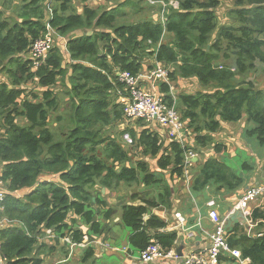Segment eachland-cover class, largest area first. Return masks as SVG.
<instances>
[{"label":"trees","instance_id":"trees-1","mask_svg":"<svg viewBox=\"0 0 264 264\" xmlns=\"http://www.w3.org/2000/svg\"><path fill=\"white\" fill-rule=\"evenodd\" d=\"M73 1L20 0L10 18L0 9V73L8 79L0 80V174L10 191L22 195L8 193L0 203V217L16 221L0 229V259L5 264H44L39 255L46 246L40 240L45 229L61 237L66 234L74 243L84 235L105 241L114 217L115 225L129 229L133 254L151 242L163 250L175 247L176 232L159 231L166 223L151 211L169 205L170 192L159 187L157 172L147 162L132 160L129 152L137 148L155 160L159 171L181 177L184 149L139 121L138 130L127 127L119 132L120 137H130L128 146L107 132L125 120L124 101L114 100L118 90L127 95L118 70L137 74L145 59L154 56L170 67L172 80L195 78L199 89L178 97L183 106L180 120L197 146L211 143L215 153L226 151V145L213 142V133L222 122L245 117L254 123L247 135L264 147V91L241 79L256 62L264 65V0H236L249 7L233 11L237 26L218 24L219 0H177V8L167 7L164 24L147 17L116 24L125 16L128 0L109 9L79 0L84 3L80 13ZM47 23L54 32L52 47L44 64L33 66L30 46L44 36ZM78 30L83 32L73 34ZM57 37L65 38L66 54ZM32 81L39 90L27 92L23 85ZM57 83L65 86L71 111L64 123L55 116L59 130L54 132L48 123L59 108L53 89ZM17 117L25 122L19 124ZM217 157L194 163L193 190L209 183L234 189L242 183L241 176ZM242 168L250 169L245 162ZM48 177L55 180H44ZM120 184L148 189L129 195L131 201L117 209L108 204L106 194ZM263 207L252 210L256 229H264ZM226 237L231 248L249 258L248 264H264V235L247 236L234 226ZM107 240L115 245V240ZM93 257L94 248L88 246L81 258Z\"/></svg>","mask_w":264,"mask_h":264},{"label":"crops","instance_id":"crops-1","mask_svg":"<svg viewBox=\"0 0 264 264\" xmlns=\"http://www.w3.org/2000/svg\"><path fill=\"white\" fill-rule=\"evenodd\" d=\"M161 1L163 3L158 2L156 4H151L147 0H144V5L146 4L144 7H147L149 9V14H146L144 16V18L147 17L148 19L158 20L160 18L159 14L162 13V10H163L162 4L166 5L164 7V9H165L164 13H165L167 7L170 6V2L173 0H161ZM94 3H95V0H92V1L88 0V5L93 7V8H94V6H93ZM96 3H102L104 5H107L106 0H96ZM83 4L84 3L80 2V5H78L76 7L77 9H75V11L77 13L81 12ZM245 5H247V3L238 4L236 2V0H219V4L217 5V7L215 9L216 19L218 21V24L219 25L237 26L239 24V22H237V19L235 18L233 11L249 8L248 6H245ZM109 8H111V7H109ZM109 8H107V9H109ZM158 8H160V9H158ZM82 32L83 31L78 30V31L73 32V34L79 35ZM86 35H90V31L86 32ZM213 37H214V35H213ZM57 39L61 40V42L57 41L58 42L57 44H60L63 46V48L60 46L62 48L61 51H62V53L66 54L65 38L64 37H57ZM64 56H67V55H64ZM155 62H156V59L154 58V56L146 58L144 61V67L141 68L139 73L145 72V70L150 69L154 65ZM227 62L229 63V61H227ZM257 64H260V63L256 62L255 65H257ZM260 65L262 66L263 64H260ZM164 67L168 71V75H167L168 80H167V82H164V81L159 82L157 84V88L161 91L162 94H166V98L168 96H170V97L174 96L173 99L168 98L166 103L167 102H168V104L172 103L171 105H173V107L176 110V112L179 116V119H180V110L183 108V106L179 100L178 95L182 94V93H189L190 94V93L198 90L199 84L197 83L195 78H186V79L180 78L178 80H172L169 77L170 67L169 66H164ZM253 70H256V66ZM245 80L250 81V80H248V77ZM165 87H166V89H165ZM116 94H117V96L122 95V93H120L119 91ZM119 99L121 100V97H119ZM134 121H135V123L137 121H139L145 127H149V128H153V129L155 128L158 131L157 133L160 135V137H165L166 139H171V137L167 133V129L162 127L161 125H159L155 121H151V122H143L140 120H134ZM139 122H137V123H139ZM127 123H128V121H125L122 124H120V126H123L126 124V127H130L127 125ZM243 123L247 124L246 127H243V129H239V130L235 129V128H238L239 126H241ZM183 125H184V123H183ZM230 126H232V127H230ZM253 126H254V123L251 121H248L245 117H243L241 120H239L237 122H222L220 125V128L215 133H213L212 138H217V143L224 144V145H226V149L228 147H229V149H227L226 151H223V152L220 151L219 153H215V151L213 150V145L211 143H209V144L204 146V148H206L204 151L208 152V153L203 154L204 158L214 155L215 157L219 156L217 158L222 161V159L225 155L234 156V153L237 149L243 150L246 153V155L248 154L249 156L254 158L253 152L256 151V148H255V144H254L252 139L255 137L251 136L249 138V136L246 133V130L253 128ZM227 127H230V129H228ZM132 128H134L135 130L139 129V127H137V126H132ZM122 130H124V129H122ZM186 130H187V132H186L187 136L186 137L188 138L187 139L188 148H190L192 151L194 149L200 148V146L196 145L195 139L191 133V130H188V129H186ZM198 135H199V133H198ZM122 137H123V134H122ZM255 140H256V138H255ZM256 142H257V140H256ZM122 144H127V146H128L129 144H131V141H130V143L122 141ZM247 147H250V148H247ZM183 149L185 151L186 148H183ZM230 149H231V151H230ZM130 152H129V154H130ZM256 152L263 153V150L260 149ZM224 153H226V154H224ZM198 157L199 156L195 153V156L193 158H191V160H190L191 164H189L188 173L186 175L183 174L181 177L171 176L169 174L168 170L159 171L157 169L156 165L154 167H151V169L154 170V172L155 171L157 172L156 173L157 177L160 180L158 183L159 187L160 186H166L170 192V196L168 199L169 205H167L166 207H160V208L154 207L151 209V211H152V213L159 216L166 223V227L164 229H160L159 231H175L176 232L177 238L175 241V247H173V248L176 251V249L180 247L181 248V256H182V254H185L191 250H194L197 252L204 251L205 247L208 245V238L201 231V230H206L209 232L214 227L213 223L209 220V218L207 216V210H208L207 201L208 200H212V199L214 200L216 211L218 212V214L223 216L228 212V210L230 209V207L232 206V204L236 200V198L248 186L255 183L257 180H259L261 178L262 175H264V173L261 171H260L261 175H258V176L251 174V172H253L252 166L246 162L248 164V166L250 167V169L246 170L247 173L245 175H242V174L240 175L242 178V183L238 187H236L234 189H231L228 187L218 188V187H216V185L214 183H209L202 190L196 191V190L192 189L191 176H192V170L194 173L197 171V167H194V165H196V164H194V163L195 162L198 164L201 163V160ZM260 164H261L260 166H263V168H264V160ZM236 174H238V173H236ZM251 175H253V177ZM213 186L216 187V190H218V191L220 190L219 191L220 193H217V191H213L212 190ZM137 189H139L141 192V190L145 191L146 189H148V187L138 186ZM139 190H135V191L132 190V192L127 194V200H128L127 203L131 201L129 198L130 197L129 195H131V194H133V192H137ZM157 191H158V189L154 190V196L155 195L157 196V194L159 192V191L158 192ZM237 191H238V193L236 195ZM230 193H232V194H230ZM194 194H196V196ZM124 195H125V192H122L123 197H124ZM213 195H215V197ZM218 195H221L220 199L222 200V205L220 204L219 200H216V198H218ZM20 197H22V195ZM119 199H122V203H120L118 206H116L117 209L120 208L121 204L124 203L123 198L120 197ZM119 199L116 201H119ZM106 200H107V198H106ZM107 202H108V200H107ZM134 202L138 203L137 200ZM109 203H110V205H112L111 202H109ZM224 203H226V204H224ZM115 205H116V203L113 206L115 207ZM230 218H233L234 220H232L231 226L229 228L226 227L227 229H231L232 227L237 226L240 229V231L247 234L246 221H244L239 216L238 213L233 214ZM198 223H199V225H198ZM256 226L252 229V232L255 233L258 231H264V229H256ZM117 228L118 227H114L111 230V232L115 233V235H118L115 232V230H117ZM47 230H50V234L46 233ZM122 234H123V231H122ZM115 235L113 237L111 235L107 236V238L111 241H114ZM66 237H69V240H71V237L66 235V234H65V236L61 237L60 235L52 232L51 229H45L44 235H42L40 240L42 243H44V245L46 244V246H48L47 245L48 242L52 243V245H54L56 241L57 242L59 241L62 245H66L65 249H66V253H68L67 258H69L71 256L72 251L82 249L84 252V250L88 247V246L85 247V245L84 246L77 245V246L71 247L70 243H68L67 241L64 240V238H66ZM82 240H84V239L82 238ZM88 240H90V239L87 238L86 241L88 242ZM99 241H101V240H99ZM107 241H101V242L108 243ZM81 242L83 243V241H81ZM109 243H110V241H109ZM50 246H48V247H50ZM91 246L94 248V252L95 251L99 252V253L95 252V256L97 258H100L103 254L113 255V254H117L119 251H122V264H141L135 258L137 256V254L131 253V248H130L129 244H128L129 247L122 246L121 250L119 249V247L117 245H111V246L109 245L111 248L110 247L106 248L103 246H93V245H91ZM50 249H51V247H50ZM234 249H239V248L235 247ZM53 250H54L53 253H55V255H56V256L54 255V257L56 258V259L55 258L54 259L58 260L57 256H60L59 253L61 250L59 247H55V248H53ZM239 251H240V249H239ZM46 252H48V251L45 250V252H44V250H43V252L40 253L39 257L43 259L44 264H50L48 261L49 257H48V255H46ZM221 257H224L225 259L221 258L220 264H239L238 261L235 258L231 257V255H229V254H226V255L221 256ZM245 258H247V257H245ZM64 261H65V259H62L61 263ZM151 264H183V263H182L181 257H179V258H172V259L156 260L155 262H153ZM246 264H248V262Z\"/></svg>","mask_w":264,"mask_h":264},{"label":"built area","instance_id":"built-area-1","mask_svg":"<svg viewBox=\"0 0 264 264\" xmlns=\"http://www.w3.org/2000/svg\"><path fill=\"white\" fill-rule=\"evenodd\" d=\"M151 4L158 2L163 3L161 0H147ZM160 13L159 20L162 24L166 22V16L164 14V7ZM170 6L177 8L178 2L173 0L170 2ZM53 30L50 25L46 24V33L43 37L36 39L30 46L29 56L32 60L33 66H39L44 64L48 53L52 47L53 42ZM168 71L158 61L154 65L145 70V72L131 74L126 70L117 71V79L127 89V95L121 97V101H124L123 115L126 121L140 120L143 122L155 121L162 127L167 129L168 135L172 140L179 142L182 148H186L183 155V174L188 173L189 164H191V158L195 156V153L187 146V130L183 123L179 119V116L174 109L173 105L166 103L167 99H173L174 96H168L162 94L157 88L159 82H167ZM8 193H16L21 196L17 191H10L7 187V182L1 178L0 174V203L4 200V197ZM264 199V175L259 180L248 186L233 202L232 206L225 215H220L215 209L214 200L207 201V216L213 223L214 227L211 231L201 230L208 238V245L204 251L191 250L182 256H178L174 248L163 250L160 246L154 242L149 243L143 250L138 252L135 257L141 264H151L156 260L172 259L181 257L183 264H220V257L226 254L235 258L239 264L249 263L248 258H243L241 252L238 249L231 248L228 245L226 237V221L233 214L238 213L239 216L246 221L247 236H262L264 231L252 232V229L258 222L253 221L252 209L256 207V204ZM260 200V201H259ZM9 224H16V221L9 220L6 217H0V229L8 226ZM199 225V223H198ZM50 234V230L46 231ZM87 235H84L83 243H74L69 240V237L64 238L65 241L70 243V246L82 245L87 246H103L109 248V244L101 242L99 240H88ZM111 248V247H110ZM0 264H5L0 259Z\"/></svg>","mask_w":264,"mask_h":264},{"label":"rangeland","instance_id":"rangeland-1","mask_svg":"<svg viewBox=\"0 0 264 264\" xmlns=\"http://www.w3.org/2000/svg\"><path fill=\"white\" fill-rule=\"evenodd\" d=\"M118 1L119 0H106L107 5H104L102 3H96V0H95V3L93 4V6H94V8H98V7L109 8V7L116 6L118 4ZM17 4H20V0H0V9L4 13L5 17H9L10 18V17L14 16L13 9H14V7ZM78 5H80L79 0H74L73 1V6H74L75 9H77L76 7ZM145 5H144V0H128V3L123 7V10L125 12V16L123 18H121V19L118 18L119 20L117 19L116 24L124 23V22L125 23H131V22L133 23V22H136L138 19L144 18V16L146 14H149V9L147 7H144ZM57 41L61 42L60 39H57ZM59 46H61L63 48L62 45L59 44ZM247 77H248V80L253 82L254 87L256 89H260V90L264 91V66L263 65L261 66L260 64H257L256 65V70H250V71L246 72L244 75H242L241 79L245 80ZM0 80L7 81L8 79H7V76L4 73H0ZM23 86H24V88H26L27 92H29L31 90H33V91H38L39 90V88L37 87L36 83L33 82V81L32 82H28V83L24 84ZM53 89H54V92L57 94V97L59 99V108H58V110L56 112L51 114L48 126H49L50 130H52L54 132H58L59 129L57 127V124H55L56 123L55 116L56 115H60L61 118H62L60 120V122L61 123L66 122V120L69 118L68 115H69V113L71 111V105H70V101H68V97H66L65 94H64L65 86L63 84L57 83L53 87ZM120 89H121L120 91H122V88H120ZM123 91H124V93L126 92L124 89H123ZM114 95H115L114 96V100H117V98L119 99V97H122V95H118V96H117V94H114ZM16 120H17V122L19 124H23L25 122L20 117H17ZM125 121L126 120H124L123 122H125ZM120 124H122V122H120V121L118 123L112 124L111 127H108L107 132L110 133L112 136H114L116 140L119 139L120 141L130 143L131 139H130V137L128 136L127 133H124L123 137H120L119 132H120L121 128L122 129L127 128L126 124L123 125V126H120ZM127 125L132 127V126H136V123H135V121H128ZM246 125H247L246 123H243L241 126H239L238 128H235V129L236 130L243 129V127H246ZM230 127H232V126H230ZM230 127H227V128L230 129ZM250 137L251 136H249V138ZM252 140H253V142L255 144L256 151L261 149V150H263V153H258L256 151H254L253 152L254 158H252L248 154L246 155V153L243 150L237 149L235 151V153H234V156L225 155L223 157V159H222V161H224L227 165H229L233 169V171L235 173H238L239 175H241V174L245 175L247 173L246 170H244L242 168V163L243 162H245V163L247 162V163H249L252 166L253 172H251V174H254L255 176H258V175H261V172L264 173L263 166H260L261 165L260 163L264 160V147H260L257 144L255 138H253ZM213 142L217 143V138H213ZM247 148H250V147H247ZM205 149L206 148H204V147H200L198 149H194L193 150L199 156L198 158L201 161L204 158L203 154L204 153H208L207 151H204ZM227 149H229V147ZM230 151H231V149H230ZM130 154H131L130 156H131L132 160H138V159L144 160L145 162H147L149 164V166H151V167L155 166V160L154 159H149L146 156H142L140 154L139 150H137V148L135 149V148L131 147ZM224 154H226V153H224ZM251 176L253 177V175H251ZM55 177H57V176H55ZM55 177H48V178H46L44 180H48V181H49V179L55 180ZM132 190H139V189L136 188V185L133 186V187H127V186H125L123 184H120L119 188L117 190L109 192V193L106 194V198L108 200V204L110 205L109 202H111L112 206L115 203H116L115 207L118 206L120 203H122V199H119L120 197L123 198V202L128 201L127 200V194L132 192ZM212 190L213 191H217V193H220L219 192L220 190L219 191L216 190L215 186L212 187ZM122 192H125L124 197L122 196ZM237 193H238V191L236 192V195H237ZM230 194H232V193H230ZM194 195L196 196V194H194ZM213 196L215 197V195H213ZM220 196L221 195H218V198H216V200H219L220 204L222 205V200L220 199ZM118 199H119V201H116ZM224 204H226V203H224ZM258 206H262V207L264 206V199L261 200L260 202H258L256 204V207H253V208L255 209ZM254 209H252V210H254ZM232 220H234V219L233 218L227 219L225 227L229 228L231 226ZM113 222H117V218L116 217L113 218V220L110 223V225H111V230H112L113 227H118L117 230H115V232L118 235H115V233H112L111 230H110V232L106 235L105 238L108 239L107 236L111 235L113 237L115 235V238H117L115 240L116 241L115 245H117L120 250L122 249V246L129 247L128 243H127V235L129 233L128 228H126L125 226L115 225V223H113ZM80 228L84 229L83 226H81ZM227 228H226V231H227ZM122 231H123V234H122ZM239 233H242V231H240V229H239ZM106 239H105V241H106ZM107 242L109 243V241H107ZM110 243H112V242H110ZM110 243H109V245L111 246L112 244H110ZM42 244H44V243H42ZM47 245L48 246L51 245L50 246L51 249L48 246H44L42 250H44V252H45V250L48 251V252H46V255H48V257H49L48 261H49L50 264H54V263L55 264H122V251H119L117 254H113V255L103 254L100 258H97L95 256V257H93L91 259L83 261L82 258H81L82 253H83L82 249H78L76 251H72L71 252L72 253L71 256L69 258H67V254L68 253H66V249H65L66 245H62L59 241L58 242L56 241L54 245H52V243L48 242ZM55 247H59L60 250H61L60 253H59L60 256H57L58 260H55L56 259L54 257L55 253H53V251H54L53 248H55ZM95 252L99 253L98 251H95ZM62 259H65V261L61 263Z\"/></svg>","mask_w":264,"mask_h":264},{"label":"water","instance_id":"water-1","mask_svg":"<svg viewBox=\"0 0 264 264\" xmlns=\"http://www.w3.org/2000/svg\"><path fill=\"white\" fill-rule=\"evenodd\" d=\"M103 191H104V189H102V192ZM176 252H177L178 256H181V248L180 247L176 249Z\"/></svg>","mask_w":264,"mask_h":264}]
</instances>
